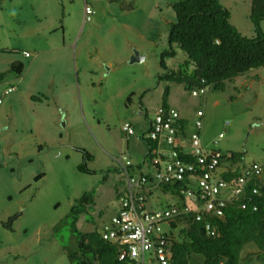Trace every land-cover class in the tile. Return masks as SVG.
I'll return each instance as SVG.
<instances>
[{"label": "rangeland", "instance_id": "374dc122", "mask_svg": "<svg viewBox=\"0 0 264 264\" xmlns=\"http://www.w3.org/2000/svg\"><path fill=\"white\" fill-rule=\"evenodd\" d=\"M178 1L0 0V73L13 62L23 66L20 75L6 73L0 82V264H70L65 253L76 250L75 233L101 231L115 214L125 163L134 162L129 176L139 175L145 144L138 139L163 101L185 119L187 140L201 112L205 149L241 154V165L264 158V67L226 82L223 91L205 87L197 97L191 95L197 88L164 79L187 60L172 45L173 55L160 65L175 21L170 5ZM219 1L230 24L252 37L250 0ZM85 4L93 11L88 22ZM134 52L143 60L131 64ZM8 88L14 90L4 94ZM31 96L48 102L33 103ZM125 122L135 131L128 138L121 130ZM181 146L191 152L186 140ZM76 149L92 159L83 162ZM83 163L90 174L77 169ZM87 192L92 203L76 214L73 230L67 224L53 233ZM157 198V208L181 202L163 192ZM15 215L11 230L2 227ZM181 226L172 230L174 238ZM257 263L264 258L247 244L239 264Z\"/></svg>", "mask_w": 264, "mask_h": 264}, {"label": "trees", "instance_id": "16d2710c", "mask_svg": "<svg viewBox=\"0 0 264 264\" xmlns=\"http://www.w3.org/2000/svg\"><path fill=\"white\" fill-rule=\"evenodd\" d=\"M170 8L175 21L169 24V51L160 55V65L164 68L162 58L173 55L172 45L183 51L187 60L177 71H170L164 76L167 82L184 84L188 90L211 87L214 91H223L226 82L252 69L264 67V33L261 29V23L264 22V0H250L249 20L253 26V36L249 38L230 24V14L219 0H182L172 3ZM190 65L193 69L189 72ZM22 69L21 63H11L7 72L0 73V82L6 73L20 75ZM167 91L165 89L164 96ZM30 99L33 102L46 101V98L36 96ZM161 106L168 107L165 101ZM179 124L182 131L185 122L180 120ZM145 142L149 148L152 146L150 142ZM76 150L82 154L83 162L92 159L83 149ZM241 159V154L231 153L223 162L234 165L241 162ZM77 169L82 173H91L84 163ZM237 172L222 177L229 180ZM158 187L163 193L169 192L182 198L180 188L183 184H160ZM252 187L249 184L237 200L227 202L221 216L203 214L197 221L190 214L170 222V264H239L241 252L247 244H253L260 258H264V188L261 187L258 194H251ZM91 203V193H84L74 202L69 213L53 227V233H58L67 224H71L73 230L76 214ZM16 217H10L6 223L1 224L2 227L11 230ZM178 224L182 226L174 238L172 230ZM205 225L209 226V231L205 230ZM210 231L213 235L208 233ZM75 234L76 250L65 253L70 264H132L128 260L118 259L119 246L103 240L101 231Z\"/></svg>", "mask_w": 264, "mask_h": 264}, {"label": "built area", "instance_id": "2783aa9c", "mask_svg": "<svg viewBox=\"0 0 264 264\" xmlns=\"http://www.w3.org/2000/svg\"><path fill=\"white\" fill-rule=\"evenodd\" d=\"M92 13L85 4L83 21H90ZM24 56L28 54L24 53ZM13 90L8 88L4 94ZM204 92L205 88H197L191 91V95L197 97ZM201 116V112H198V120L188 139L191 152H185L178 144L182 132L178 112L172 107H158L144 134L145 140L152 145L147 158L153 169L152 175L129 176L127 169L132 165L128 161L122 167L126 176L125 189L118 197L117 212L101 230L103 240L119 246L120 261L170 264V222L190 214L197 221L203 214L221 216L225 204L237 200L249 184L253 185L251 194H258L259 189L264 188V158L247 165L237 162L222 167L223 159L228 155L216 149L207 150L200 144ZM121 130L126 136L134 134L132 125L127 122L121 125ZM220 138L222 134L212 144L217 145ZM125 159L122 157L118 161ZM235 171H238L236 176L229 180L223 179L222 175ZM160 184H183L180 188L181 202L147 209L145 191L151 185ZM224 190L228 191V198L221 197ZM205 230L209 231L208 225H205ZM208 233L213 235L211 231Z\"/></svg>", "mask_w": 264, "mask_h": 264}, {"label": "crops", "instance_id": "0c3cea01", "mask_svg": "<svg viewBox=\"0 0 264 264\" xmlns=\"http://www.w3.org/2000/svg\"><path fill=\"white\" fill-rule=\"evenodd\" d=\"M234 79H237V78H234ZM172 84H175V83H171V85ZM178 85H180V86H185L184 84H178ZM171 87H173V86H171ZM170 89V88H169ZM32 97V96H31ZM30 97V98H31ZM29 98V100L31 101V99ZM31 102H33V101H31ZM42 102H48L47 100L45 101H42ZM42 102H33V103H42ZM167 106L168 107H172V108H174L176 111H177V109L175 108V107H173V106H171V105H168L167 104ZM178 112V111H177ZM178 114H179V112H178ZM179 118H180V120L181 121H183V122H185V119L184 118H182L181 116H180V114H179ZM148 127H149V120L147 119V122H146V127H145V129L143 130V132H141V134H140V138L138 139V140H141L142 142H144V144H145V148L143 149V159L141 160V162H139L138 163V170H139V174H147V175H152V173H153V169L151 168V166H150V164H149V161H148V159H147V154H148V150H149V145L145 142V138H144V134L146 133V131H147V129H148ZM185 128H186V124H185V126L183 127V129H182V132H181V135H180V137L178 138V144L181 146V143H182V141L184 140H186L187 142H188V140L184 137V134H185ZM134 133H135V131H134ZM132 135H134V134H132ZM131 135V136H132ZM127 138L128 137H130V136H126ZM182 139V140H181ZM200 144H201V146L203 147V148H205V146L202 144V142H201V140H200ZM127 151L130 153V151L132 152V153H130L132 156H133V158H134V154H135V152L130 148L129 149V145H128V147H127ZM133 163L134 162H132L131 163V165H132V167H130L131 169L134 167V165H133ZM125 189V188H124ZM124 189H123V191H120L118 194H117V196L118 195H120V194H122L123 192H124ZM159 192H161L162 193V191L160 190V188L158 187V186H154V185H151V186H149L148 188H147V190L145 191V197H146V206H147V209H153V208H157L156 206H155V203H154V201L153 200H158V198H157V194L159 193ZM168 194H170L169 192H168ZM153 201V202H152ZM118 208V202H117V205H116V209ZM116 212H117V210H116ZM115 212V213H116ZM105 227V226H104ZM103 227V228H104ZM102 228V229H103Z\"/></svg>", "mask_w": 264, "mask_h": 264}, {"label": "water", "instance_id": "95a60500", "mask_svg": "<svg viewBox=\"0 0 264 264\" xmlns=\"http://www.w3.org/2000/svg\"><path fill=\"white\" fill-rule=\"evenodd\" d=\"M143 60V57L142 56H139L137 52H134L131 57H130V60H129V63H134V62H140Z\"/></svg>", "mask_w": 264, "mask_h": 264}]
</instances>
